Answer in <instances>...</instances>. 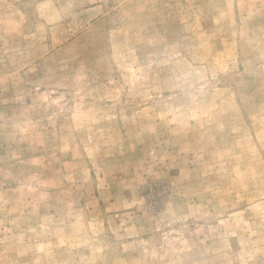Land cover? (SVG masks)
Masks as SVG:
<instances>
[{
    "label": "rangeland",
    "instance_id": "374dc122",
    "mask_svg": "<svg viewBox=\"0 0 264 264\" xmlns=\"http://www.w3.org/2000/svg\"><path fill=\"white\" fill-rule=\"evenodd\" d=\"M0 264H264V0H0Z\"/></svg>",
    "mask_w": 264,
    "mask_h": 264
}]
</instances>
